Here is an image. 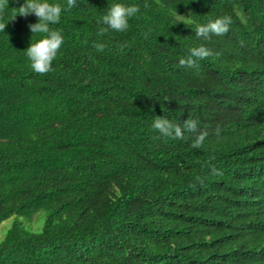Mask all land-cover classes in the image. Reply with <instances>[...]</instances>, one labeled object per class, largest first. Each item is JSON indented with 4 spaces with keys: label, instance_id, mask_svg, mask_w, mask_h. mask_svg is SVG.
Returning <instances> with one entry per match:
<instances>
[{
    "label": "trees",
    "instance_id": "obj_1",
    "mask_svg": "<svg viewBox=\"0 0 264 264\" xmlns=\"http://www.w3.org/2000/svg\"><path fill=\"white\" fill-rule=\"evenodd\" d=\"M115 3L139 12L100 35ZM36 22L0 32V264H264V0H76L43 75L24 52ZM201 45L214 54L179 66ZM156 116L208 136L162 137Z\"/></svg>",
    "mask_w": 264,
    "mask_h": 264
},
{
    "label": "clouds",
    "instance_id": "obj_2",
    "mask_svg": "<svg viewBox=\"0 0 264 264\" xmlns=\"http://www.w3.org/2000/svg\"><path fill=\"white\" fill-rule=\"evenodd\" d=\"M9 0H0V13L8 7ZM76 7V0H67L66 6L58 3H49L48 0H24V2L16 8L15 14L9 21H14L19 15L28 17L30 14L37 17L38 22L28 24V28L34 34H46L24 51L30 61V68L38 74H47L52 71V62L56 58L59 49L63 44V36L60 31L50 28L52 24H58L63 11L71 10ZM147 8L148 5L145 4ZM139 12L138 5L126 6L121 3H115L108 9L106 15L98 21V24L106 25L100 27L99 34L103 35L109 29L123 32L128 28V20ZM8 21V22H9ZM7 22V23H8ZM230 17H220L209 20L208 23L197 25L195 28V36L197 38L210 39L212 35H224L229 31L231 24ZM7 23L0 22V32H5ZM93 47L97 51L103 52L105 45L103 43H94ZM214 53L207 47L201 45L189 49L186 58L179 60V66L186 68L198 67L197 60H203ZM151 127L156 130L162 137H170L172 139H184L185 131L194 135L191 147L199 149L202 147L205 138L208 136L207 131L198 129V122L191 117L183 120V122H173L165 117L156 116ZM218 131V130H217ZM159 138V137H157ZM213 175H220L218 169L212 168ZM199 179V178H198ZM203 183V180H201Z\"/></svg>",
    "mask_w": 264,
    "mask_h": 264
},
{
    "label": "rangeland",
    "instance_id": "obj_3",
    "mask_svg": "<svg viewBox=\"0 0 264 264\" xmlns=\"http://www.w3.org/2000/svg\"><path fill=\"white\" fill-rule=\"evenodd\" d=\"M34 216L38 218V221H36L35 218L33 219ZM34 216L32 217L33 220L30 223V227L33 229L38 222V225L36 227V231H38L40 229L41 221H42L41 212L36 213ZM13 219H14V217H11V218L0 223V239L2 238L3 233L5 232L6 228L10 225V223ZM24 219L25 218H21V217L18 218V220H20V221H24Z\"/></svg>",
    "mask_w": 264,
    "mask_h": 264
}]
</instances>
